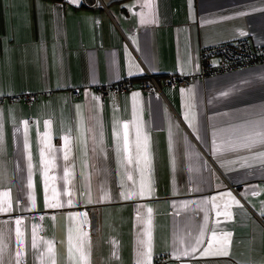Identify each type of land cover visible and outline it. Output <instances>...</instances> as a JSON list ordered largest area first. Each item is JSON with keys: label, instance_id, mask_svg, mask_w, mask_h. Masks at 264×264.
I'll return each instance as SVG.
<instances>
[{"label": "crops", "instance_id": "0c3cea01", "mask_svg": "<svg viewBox=\"0 0 264 264\" xmlns=\"http://www.w3.org/2000/svg\"><path fill=\"white\" fill-rule=\"evenodd\" d=\"M241 38L264 44V0H0V264H264V147L240 139L264 114V64L162 80ZM146 72L162 94L141 89ZM129 78L133 91H95ZM27 93L34 104H12ZM222 232L229 255H202L225 247Z\"/></svg>", "mask_w": 264, "mask_h": 264}, {"label": "built area", "instance_id": "2783aa9c", "mask_svg": "<svg viewBox=\"0 0 264 264\" xmlns=\"http://www.w3.org/2000/svg\"><path fill=\"white\" fill-rule=\"evenodd\" d=\"M264 64V44L253 46L247 38H241L234 42L215 44L207 46L200 51V70L198 73L185 76L183 74H172L162 78L165 85L175 89L190 85L193 81L210 76L227 74L252 68ZM135 80L132 78L123 79L113 84L96 86L95 91L102 101L110 96L127 93L135 89ZM141 89L150 93L162 94L158 77L146 72L141 81ZM78 89L73 91L75 98L79 97ZM39 94L27 93L10 98L12 104L22 101L31 106L38 99ZM1 100V99H0ZM27 126H31L33 117L29 116ZM91 226H87V229ZM161 264L166 263V256L159 257Z\"/></svg>", "mask_w": 264, "mask_h": 264}, {"label": "snow or ice", "instance_id": "6c2138e0", "mask_svg": "<svg viewBox=\"0 0 264 264\" xmlns=\"http://www.w3.org/2000/svg\"><path fill=\"white\" fill-rule=\"evenodd\" d=\"M132 74V73H129ZM187 91H191L190 89ZM2 94V93H0ZM222 95H227V93H222ZM93 99H98V98H93ZM50 123V122H46V125ZM252 125L251 130L245 134L244 136H242L241 139V146L249 149V150H253L257 144L261 145L262 147H264V114L261 115V120L259 122H254V121H250L249 122ZM25 126H27V121L24 122ZM125 127H127V125H125ZM66 142L68 141V137H65ZM25 148L28 147L27 145V137H25ZM146 147V146H145ZM3 149V128H2V124H0V151H2ZM65 160L68 159L67 154H65ZM256 158L260 160V162L262 164H264V151L258 152L256 153ZM128 162L131 163V158L128 157ZM128 179L131 180L132 176L129 175ZM255 194V193H253ZM5 195H7V193H5ZM123 195V194H122ZM229 195H231L229 193ZM241 195H244V193H242ZM128 198V197H126ZM234 202L240 206L243 207V205H240L239 201H236L235 198L233 197ZM68 204H71V200L68 201ZM35 205L33 204V207ZM63 205L61 204H52L51 207H61ZM11 209V205L10 204H6L5 206L0 207V212H6L9 211ZM27 210V209H25ZM221 215L220 212H217V216ZM226 218L230 219L231 218V212H227L225 213ZM261 216H264V212L260 213ZM219 223V221H218ZM15 224L17 225L16 227V238H17V242L19 244H23V233L21 231V225H22V220L21 219H16L15 220ZM206 227V225H205ZM204 235V232L201 231L200 233V237L196 238L195 240V244L192 247L191 251L195 252L199 245L201 243H203L202 237ZM217 232L215 230L212 231V240H217ZM231 236L232 233L231 232H222V234L220 235V239H222L224 241L225 247L219 249L216 252H209L207 249H205V251L202 253V255H219V256H228L229 255V251L227 250V246L231 243ZM2 234H0V240H2ZM212 240L209 241V248L212 247ZM49 244H51V242H49ZM33 247H36V243H35V238H33ZM73 243H72V237H71V230H69V236H68V253H69V260L71 261L72 259V252H73ZM75 248L78 252L82 253V259H84L85 261H87V256L90 252V248L85 249L84 246V242L83 241H78L77 244L75 245ZM3 249L0 248V253H2ZM49 251H53L52 247L50 246ZM190 252H183L181 253V255H190ZM145 255H147L150 258V252L149 253H144L143 251H141L139 253V256L141 258H143ZM17 257H20V252H17ZM178 258V257H177ZM17 264H20L19 259H17ZM138 264H144V260L140 259L138 260Z\"/></svg>", "mask_w": 264, "mask_h": 264}, {"label": "trees", "instance_id": "16d2710c", "mask_svg": "<svg viewBox=\"0 0 264 264\" xmlns=\"http://www.w3.org/2000/svg\"><path fill=\"white\" fill-rule=\"evenodd\" d=\"M50 1L63 2L64 0H50Z\"/></svg>", "mask_w": 264, "mask_h": 264}, {"label": "water", "instance_id": "95a60500", "mask_svg": "<svg viewBox=\"0 0 264 264\" xmlns=\"http://www.w3.org/2000/svg\"><path fill=\"white\" fill-rule=\"evenodd\" d=\"M92 228L95 229V222H93V224H92Z\"/></svg>", "mask_w": 264, "mask_h": 264}]
</instances>
